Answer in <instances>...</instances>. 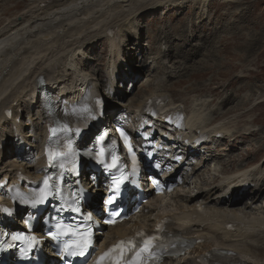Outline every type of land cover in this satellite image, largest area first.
<instances>
[{
    "label": "bare ground",
    "instance_id": "obj_1",
    "mask_svg": "<svg viewBox=\"0 0 264 264\" xmlns=\"http://www.w3.org/2000/svg\"><path fill=\"white\" fill-rule=\"evenodd\" d=\"M146 1L34 0L19 13L2 21L4 24L0 26V182L10 179L12 184L18 183L21 175L35 180L44 172L43 152L48 140V130L42 90L51 92L60 118L70 115L73 109L85 103L79 102V99L87 88L89 90L91 88L97 97L108 91L107 95L113 93L118 96L116 100H119L110 104V115L120 107L124 112L123 117L131 119L136 124L143 120V111L150 99L167 97L168 104L163 108L164 115L161 114L160 118L155 120L153 127L158 129L168 126L165 115L176 114L181 108L186 110L187 124H184L186 130L176 131L173 137H167L165 141V144L186 156V168L185 164L176 165V173L183 179L181 187L186 190H183L184 193L182 190H175L167 195L175 204L170 202L163 208L159 206L167 196L157 197L155 202H149L143 207L144 211L148 209V212L139 214L136 222L130 227L120 225L109 228L107 239L122 237L137 228L154 231L160 223L170 220L172 230L201 243H197L189 253L169 264H180L183 261L197 263L202 255L214 251L223 252V256L218 258L223 263L264 264L262 257L264 205L259 199L264 193V169L258 163L257 167L232 173H227L225 168H216L213 172V168L209 167L210 162H215V158H219L211 145L216 143L217 135L236 139L238 137L235 135L236 131L220 120L215 121L216 112L208 110V103L196 104L197 107L195 106L189 114L185 104L176 101L172 92L168 90L170 85L166 75L159 77L157 73L151 77L154 71L152 69H155L156 60L159 58L157 52L150 56L151 71L148 76L150 77L148 80L152 78L153 81H158L154 83L157 87L155 90L148 91V94H143L137 100L133 99L126 104L127 91L124 90L122 94V88L117 86L127 77L132 78L130 75L132 73L123 69L125 62L123 54L129 36L136 35L139 39V30L133 29L138 21L136 19L142 13L159 7L165 8L180 1L185 2L148 0L153 1L148 4ZM209 1L201 0L205 5V11ZM127 28L131 32H128ZM102 37L108 39L110 56L115 61L114 63L111 60L113 65L108 72L109 75L106 74V79L99 76L101 67L94 68V63L90 62L94 59H89L86 64L83 62L86 57L85 46H93L95 41ZM169 69V77L176 76L179 72L176 67L170 66ZM68 75L72 76L70 80L67 79ZM244 77V74L238 75V78ZM104 86L108 90L103 93ZM163 86H168L167 90H164ZM263 102L264 98L255 104ZM32 109H35V115L31 113ZM24 111L27 113L29 123L20 120ZM220 115L222 114L219 113ZM114 116L110 117L111 122ZM25 124L30 125V132ZM255 131L249 128L244 134L251 135ZM198 133L208 134L209 139L202 147L194 148L195 142L199 139ZM88 141H91V138ZM14 145L21 146L13 150L11 147ZM12 154L16 155L14 157L16 159L18 156L25 158L30 155L31 160L22 162L13 159L14 161L10 162L9 157ZM206 178L211 180V186L207 185ZM246 185L248 189L244 188ZM245 195H249L251 202L249 205L244 203V207L241 208L239 201ZM7 200L6 189L0 188V202ZM246 207L256 212L248 214L244 212ZM1 214L0 211V218ZM19 215L17 214V217ZM5 222L7 223L6 220Z\"/></svg>",
    "mask_w": 264,
    "mask_h": 264
},
{
    "label": "rangeland",
    "instance_id": "obj_2",
    "mask_svg": "<svg viewBox=\"0 0 264 264\" xmlns=\"http://www.w3.org/2000/svg\"><path fill=\"white\" fill-rule=\"evenodd\" d=\"M31 1L34 0H0V26L4 24L2 21L22 11ZM146 2L150 4L153 1ZM181 2L142 13L137 16L135 28L129 27L139 30L140 35L139 39L132 34L133 37H128L123 54V69L132 73L131 79L127 77L117 85L122 88V94L127 91L125 103L129 104V101L157 88L154 83L158 81L148 80L150 56L157 52L159 58L151 77L157 73L159 77L166 75L170 86H163V89L168 87L174 99L185 104L189 114L197 107L196 104L208 103V110L216 112L215 121L226 123L238 135L236 139L217 138L216 143L211 144L219 156L209 164L213 172L216 168H225L227 173H232L257 167V163L264 169V102L255 104L264 98V0H210L206 11L201 0ZM129 28L126 30L131 32ZM107 41L102 37L93 46H85L87 58L83 60L86 64L89 59H94L90 62L94 63V68L101 67L98 73L105 79L115 63ZM170 66L179 71L176 76H168ZM239 74L245 77L238 78ZM71 78L68 75L67 79ZM106 90L104 86L103 93ZM106 93L108 106L119 101L116 100L118 96L112 98ZM30 111L36 114L35 109ZM20 120L29 123L25 111ZM25 125L30 132V125ZM249 128L256 131L251 135L244 134ZM18 146L21 145H14L11 149L16 150ZM15 156L12 154L9 161L30 160V155L25 158L17 155L18 159ZM206 180L211 186V180ZM177 189L182 193L186 190L184 187ZM259 199L264 205V193ZM170 202L175 204L167 196L159 207L163 208ZM239 202L241 208L244 203L249 205V195L243 196ZM244 212L252 214L256 210L246 207Z\"/></svg>",
    "mask_w": 264,
    "mask_h": 264
},
{
    "label": "snow or ice",
    "instance_id": "obj_3",
    "mask_svg": "<svg viewBox=\"0 0 264 264\" xmlns=\"http://www.w3.org/2000/svg\"><path fill=\"white\" fill-rule=\"evenodd\" d=\"M100 155H103V153L101 152ZM50 158L52 157V153H49ZM47 180H45V184L47 185ZM116 185L118 186L120 181H116L115 182ZM109 203H112L111 200L108 201ZM74 211L79 212L80 209L79 208H75L73 209ZM89 219H91V217L89 216ZM108 223H114V221L109 220ZM91 233L89 230V236L88 239L82 240L80 245L78 246V249L76 251H72L69 252V255H79V256H83L85 254V251L87 250V248L89 247L90 243H91V239H90ZM56 236L55 234H53V239H55ZM13 240H25L29 243V246L32 245V243L35 242V237H23V236H13L12 237ZM125 243L131 244V241L128 242H121L120 245L115 246L112 249H109L108 252L104 253L99 260L97 261V264H105V258L108 257L109 261L108 264H113L112 259H111V254L113 252H116L117 250H119V256L120 258H117L114 261V264H144V261L140 258V253H136V258L135 260L133 259H121L124 257V250H123V245ZM148 251V247H147V242H145V247L143 249L140 250V252H147Z\"/></svg>",
    "mask_w": 264,
    "mask_h": 264
}]
</instances>
